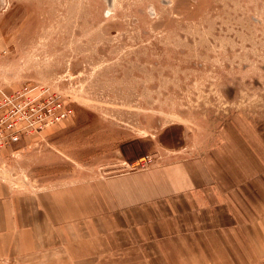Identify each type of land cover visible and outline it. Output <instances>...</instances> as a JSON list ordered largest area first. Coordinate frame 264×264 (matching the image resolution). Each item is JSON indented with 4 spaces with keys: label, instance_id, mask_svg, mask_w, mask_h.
Instances as JSON below:
<instances>
[{
    "label": "rangeland",
    "instance_id": "1",
    "mask_svg": "<svg viewBox=\"0 0 264 264\" xmlns=\"http://www.w3.org/2000/svg\"><path fill=\"white\" fill-rule=\"evenodd\" d=\"M23 86L72 114L0 148L13 190L176 160L262 188L264 0H0V90Z\"/></svg>",
    "mask_w": 264,
    "mask_h": 264
},
{
    "label": "crops",
    "instance_id": "2",
    "mask_svg": "<svg viewBox=\"0 0 264 264\" xmlns=\"http://www.w3.org/2000/svg\"><path fill=\"white\" fill-rule=\"evenodd\" d=\"M216 166L176 160L36 192L0 181V264H264V182Z\"/></svg>",
    "mask_w": 264,
    "mask_h": 264
},
{
    "label": "built area",
    "instance_id": "3",
    "mask_svg": "<svg viewBox=\"0 0 264 264\" xmlns=\"http://www.w3.org/2000/svg\"><path fill=\"white\" fill-rule=\"evenodd\" d=\"M34 92L27 86L10 93L0 90V148L39 134L71 116L69 104L58 95ZM144 163L142 160V166Z\"/></svg>",
    "mask_w": 264,
    "mask_h": 264
},
{
    "label": "bare ground",
    "instance_id": "4",
    "mask_svg": "<svg viewBox=\"0 0 264 264\" xmlns=\"http://www.w3.org/2000/svg\"><path fill=\"white\" fill-rule=\"evenodd\" d=\"M55 166V165H54Z\"/></svg>",
    "mask_w": 264,
    "mask_h": 264
}]
</instances>
